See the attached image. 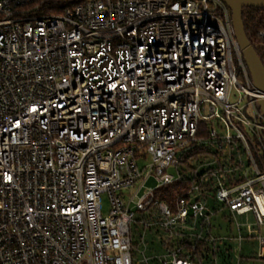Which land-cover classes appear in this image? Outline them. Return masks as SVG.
<instances>
[{"label":"built area","instance_id":"2783aa9c","mask_svg":"<svg viewBox=\"0 0 264 264\" xmlns=\"http://www.w3.org/2000/svg\"><path fill=\"white\" fill-rule=\"evenodd\" d=\"M61 1L0 0V264L264 261V96L226 3ZM206 146L210 198H156Z\"/></svg>","mask_w":264,"mask_h":264},{"label":"trees","instance_id":"16d2710c","mask_svg":"<svg viewBox=\"0 0 264 264\" xmlns=\"http://www.w3.org/2000/svg\"><path fill=\"white\" fill-rule=\"evenodd\" d=\"M61 2L64 7L68 5L67 0H62ZM243 22L249 41L264 63V8H245L243 11ZM214 157L216 158V154L212 151L211 146L196 147L192 151L184 153L179 159L177 167L183 180L172 186L158 190L156 198L175 207L177 201L184 196L185 192L186 199H189L188 191L195 184L201 185V188L207 186V189L203 190V192L209 197L208 193L211 191L210 183L203 185L201 182L205 174V171H203L204 166ZM252 254H243L241 264L256 262L258 259Z\"/></svg>","mask_w":264,"mask_h":264},{"label":"water","instance_id":"95a60500","mask_svg":"<svg viewBox=\"0 0 264 264\" xmlns=\"http://www.w3.org/2000/svg\"><path fill=\"white\" fill-rule=\"evenodd\" d=\"M231 11L235 37L250 72L254 88L264 96V63L249 41L243 22L245 8H264V0H223ZM257 106L264 113V97L257 100Z\"/></svg>","mask_w":264,"mask_h":264},{"label":"rangeland","instance_id":"374dc122","mask_svg":"<svg viewBox=\"0 0 264 264\" xmlns=\"http://www.w3.org/2000/svg\"><path fill=\"white\" fill-rule=\"evenodd\" d=\"M234 60H235V56H234ZM237 75H238V80L240 81V83L245 84L246 81H245L244 76L242 75L241 69H238ZM110 209H111V206H110L109 197L106 193H104L102 195V213H103V216H107L110 212ZM145 246H146V249L153 248L156 252H158L159 248H160L159 243L157 241H155L153 243L149 240V238H146V243H145L144 247ZM256 246L257 245L255 243H252V244L244 243L243 244L244 254H251V253L255 254L256 253ZM250 264H264V261L257 260L256 262L250 263Z\"/></svg>","mask_w":264,"mask_h":264}]
</instances>
